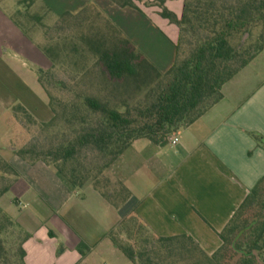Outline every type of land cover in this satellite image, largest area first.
I'll return each mask as SVG.
<instances>
[{
    "label": "trees",
    "instance_id": "16d2710c",
    "mask_svg": "<svg viewBox=\"0 0 264 264\" xmlns=\"http://www.w3.org/2000/svg\"><path fill=\"white\" fill-rule=\"evenodd\" d=\"M27 1L19 3L23 8L13 20L32 38L40 18L30 17ZM113 1L138 9L135 0ZM183 1L181 17L165 7V0L146 2L158 5L161 15L179 28L175 62L165 73L95 5L43 26L38 47L51 68H36V73L54 117L39 123L15 106L10 123L28 120L41 129L40 138L19 146L21 134L13 127L15 154L31 165H48L74 189L92 182L113 202L100 185L121 155L137 140L161 144L201 119L223 100L224 86L264 51V0ZM57 70L67 73L69 81L57 80ZM84 79L89 83L80 87ZM252 137L264 149L263 138ZM18 177L0 157V178L10 181L0 188V199ZM117 187L124 202L129 193L119 182ZM29 237L0 206V264H26ZM108 237L133 264H264V176L219 233L222 245L213 254L188 234H156L136 214ZM88 250L79 246L82 255Z\"/></svg>",
    "mask_w": 264,
    "mask_h": 264
},
{
    "label": "crops",
    "instance_id": "0c3cea01",
    "mask_svg": "<svg viewBox=\"0 0 264 264\" xmlns=\"http://www.w3.org/2000/svg\"><path fill=\"white\" fill-rule=\"evenodd\" d=\"M155 1L135 0L136 9L113 0H39L55 20L95 5L165 73L175 62L179 28L158 5L146 4ZM164 5L181 17L183 0H165ZM14 6L15 0H0V157L19 177L10 189L14 198L5 203L3 196L0 206L30 236L24 244L26 264L116 258L119 250L109 232L131 214L160 236L188 234L209 254L216 252L222 245L219 233L264 176V149L252 137L264 140L263 55L224 86L221 102L176 135V145L171 139L135 141L109 171L129 196L112 202L92 182L74 189L48 165H31L15 154L13 108L21 105L39 123L50 122L54 114L36 73V68H51V62L36 37L15 24L9 13ZM10 204L16 210L9 213L4 207ZM81 244L89 248L84 255Z\"/></svg>",
    "mask_w": 264,
    "mask_h": 264
},
{
    "label": "rangeland",
    "instance_id": "374dc122",
    "mask_svg": "<svg viewBox=\"0 0 264 264\" xmlns=\"http://www.w3.org/2000/svg\"><path fill=\"white\" fill-rule=\"evenodd\" d=\"M22 1H24V0H15V6L9 10V13L11 14V16H13V17L19 16L17 13L21 7L23 8V6L19 5V3ZM24 6H25V8L27 7L26 10L28 11L30 17L32 16V17H39L40 18L39 23H36L37 29L39 28V30L33 31V35L36 37V40L38 42L43 43L44 39H42V35L46 31V30L44 31L45 28H43V26H45V25L46 26H52V25H54L56 20L54 18L49 17L46 14L45 10L41 7L39 0H34V1L28 0ZM26 19H28V18H26ZM26 19L24 18L22 21L25 22V21H27ZM261 54L263 55L262 57H264V51ZM54 75H55V78L57 80L66 81V82L69 81V75L65 72H62L61 70L55 71ZM88 79H86V80L84 79L85 81H82L83 83L80 82L81 83L80 87H82V86L85 87V84L89 83V82L86 83V81ZM54 94L58 95V92H54ZM18 115H23V114H18ZM17 120H19V119H17ZM12 124H13L11 126L12 130H13V127H15L16 130L19 131L21 134L20 138H22V140L20 141V143H18L19 146L23 145L24 143H28L30 141V139H32V138H35V137L40 138L41 137V136H39V134H41V129L38 126H34V125L29 124L28 120H24V121L21 120L20 123L15 122ZM11 132H13V131H11ZM109 171L110 170L105 172V174H104L105 180H103V182L100 186L103 187V191L112 195V198L117 202V201H119L117 195H120L117 191V190H119V188L117 187V182H116L115 178L113 179V177L109 174L110 173ZM9 183H10V181L1 180V178H0V188L4 187L5 185H7ZM14 196H15V192L13 190H10L5 195L4 202L7 203L9 200L14 198ZM119 197L122 198V196H119ZM4 208L8 211L9 210L11 211L14 209L16 210V208L12 204H10L9 207L7 205V207H4ZM10 211H9V213H10ZM126 238H127V235H125L123 233L121 236V239L125 240ZM117 253L119 256H117L116 258H112V257L106 256V255H101V256L96 255L92 262H93V264H133L122 254L121 251H119Z\"/></svg>",
    "mask_w": 264,
    "mask_h": 264
},
{
    "label": "built area",
    "instance_id": "2783aa9c",
    "mask_svg": "<svg viewBox=\"0 0 264 264\" xmlns=\"http://www.w3.org/2000/svg\"><path fill=\"white\" fill-rule=\"evenodd\" d=\"M179 142V139L177 136H174L171 138V144L172 145H176Z\"/></svg>",
    "mask_w": 264,
    "mask_h": 264
},
{
    "label": "water",
    "instance_id": "95a60500",
    "mask_svg": "<svg viewBox=\"0 0 264 264\" xmlns=\"http://www.w3.org/2000/svg\"><path fill=\"white\" fill-rule=\"evenodd\" d=\"M247 229H248V228L243 229L242 231H240V233L237 235L235 241H237ZM261 264H262V263H261Z\"/></svg>",
    "mask_w": 264,
    "mask_h": 264
}]
</instances>
